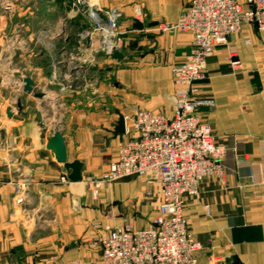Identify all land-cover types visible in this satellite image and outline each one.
Listing matches in <instances>:
<instances>
[{
    "label": "crops",
    "instance_id": "0c3cea01",
    "mask_svg": "<svg viewBox=\"0 0 264 264\" xmlns=\"http://www.w3.org/2000/svg\"><path fill=\"white\" fill-rule=\"evenodd\" d=\"M12 1L15 12L6 15L0 0V92L8 96L0 101V264H99L104 227H124L133 217L132 230L144 229L161 199L147 202L146 190L158 186L131 180L94 200L85 181L116 161L118 145L134 136L137 110L174 117L172 69L189 54L192 38L161 27H172L190 0H94L104 21L116 14L121 58L105 53L74 0ZM229 46L235 58L216 47L199 85L213 106L198 115L226 148L224 173L201 182L197 196L185 199L183 216L201 246L197 264H264V33L244 25ZM69 49L84 64L71 75L82 86L67 90L57 60ZM25 77L33 82L29 94H22ZM50 131L63 135L67 161L82 164L80 182H60L68 173L45 150Z\"/></svg>",
    "mask_w": 264,
    "mask_h": 264
},
{
    "label": "built area",
    "instance_id": "2783aa9c",
    "mask_svg": "<svg viewBox=\"0 0 264 264\" xmlns=\"http://www.w3.org/2000/svg\"><path fill=\"white\" fill-rule=\"evenodd\" d=\"M94 2L74 0V6L86 13L92 31L99 33L102 48L110 56L119 49L112 41L116 14L111 12L104 21L92 10ZM8 4L3 7L5 12L11 8ZM244 25L264 33V0H190L172 27H161V31L187 33L192 38L189 54L172 69L174 117L137 111L132 121L134 136L119 144L116 161L99 178L87 181L96 190L103 183L125 177H150L159 183L161 202L144 229L105 226L98 240L99 264H197L201 246L183 216L185 199L197 196L206 178H222L226 153L198 115L199 109L213 106L211 98L201 96L199 85L206 78L207 60L216 47H225L231 59L235 58L229 39ZM90 35L84 33L92 39ZM230 66L238 67L239 62L232 60ZM60 182L67 183V176H61Z\"/></svg>",
    "mask_w": 264,
    "mask_h": 264
},
{
    "label": "rangeland",
    "instance_id": "374dc122",
    "mask_svg": "<svg viewBox=\"0 0 264 264\" xmlns=\"http://www.w3.org/2000/svg\"><path fill=\"white\" fill-rule=\"evenodd\" d=\"M3 2L1 3L2 5V11L4 14L6 15H12L14 14L15 12V9L13 8V1L12 0H2ZM9 3V4H8ZM5 4H8L10 5V10L8 12H5V10H3V7ZM78 8V7H77ZM79 9L81 10V7H79ZM179 19V18H178ZM115 22H116V25H115V28L113 30L114 32V36L112 37V41L116 44V45H119V49H118V53L121 52L123 49H124V41H123V37L122 35L124 33L120 32L118 27H117V20L115 19ZM91 29V28H90ZM128 32H130L132 34V30H129L127 31L126 33L128 34ZM83 36H84V33H81ZM83 46V45H82ZM81 46H79V49H80ZM79 49L77 48V52H80ZM82 49V47H81ZM80 49V50H81ZM73 52H76L74 51L73 49H69V51H60L58 53V60H57V64L58 65H61L63 66V68L65 69V74L63 75V78H62V86L63 89H67V90H70L72 89L73 87H76V86H82L81 82H82V79L76 81L74 80V77H72L71 75L73 74H76L77 72H80L82 69L80 68L84 63L81 61L80 57H74L75 56V53ZM113 54L110 55V58H112ZM82 64V65H80ZM207 66V65H206ZM110 78H109V82L111 84H114L116 83V81L114 80L113 78V70L110 71ZM79 75V74H78ZM79 77V76H77ZM84 80V84L86 83H89V80L88 79H83ZM50 81V80H49ZM49 83V82H48ZM51 83V84H50ZM50 85H52L54 83V79L50 81ZM86 85H90V84H86ZM173 87H174V81H173ZM7 93H1L0 92V101L1 100H5V96ZM8 97V96H7ZM6 97V98H7ZM137 111H141V110H137ZM136 111V112H137ZM119 146V145H118ZM103 174V173H102ZM101 175L99 176H96L95 178H99ZM92 178V177H88L85 181L86 183V187H87V190L90 191V193L92 194V197L94 200H97L99 199V197L101 196V194L103 193V191L110 187V186H113L115 184H120V183H123V182H128V181H131V180H142L144 181L147 185H157L158 188L156 190V193L152 192L151 190H146V193H145V200L148 202L150 200H156L154 197L158 198L160 195H159V183L157 180L153 179V178H150V177H134V176H131V177H125V178H122V179H119V180H116V181H112V182H109V183H103L100 185L99 188H97L96 190H93V188H90L88 185H87V181ZM157 195V196H156ZM136 216H137V221L139 220L140 216L138 213H136ZM120 217H123L120 215ZM136 219L131 217L126 224H124L123 226L124 227H127V228H131V229H134L135 228V221Z\"/></svg>",
    "mask_w": 264,
    "mask_h": 264
},
{
    "label": "water",
    "instance_id": "95a60500",
    "mask_svg": "<svg viewBox=\"0 0 264 264\" xmlns=\"http://www.w3.org/2000/svg\"><path fill=\"white\" fill-rule=\"evenodd\" d=\"M135 29H141L142 25L136 23L134 25ZM115 58H121V55L116 52L113 54ZM22 94H29L33 91V82L29 77H25L22 81ZM43 97L42 93H35L34 98L41 99ZM17 110L20 112L22 110L20 100L16 101ZM32 113V110H30ZM35 118L37 121L41 122V116L39 113H35ZM42 123V122H41ZM43 129L45 125L42 124ZM119 134L124 133V123L120 120L118 131ZM45 150L51 154L55 162L59 165H62L64 170L68 173L67 179L71 183L80 182L82 164L79 161L68 162L66 155L65 139L63 135L57 131H50V135L45 137Z\"/></svg>",
    "mask_w": 264,
    "mask_h": 264
}]
</instances>
